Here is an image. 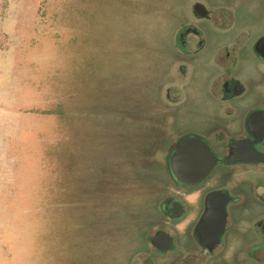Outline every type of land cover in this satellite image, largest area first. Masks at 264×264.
I'll list each match as a JSON object with an SVG mask.
<instances>
[{
    "label": "rangeland",
    "instance_id": "1",
    "mask_svg": "<svg viewBox=\"0 0 264 264\" xmlns=\"http://www.w3.org/2000/svg\"><path fill=\"white\" fill-rule=\"evenodd\" d=\"M37 1L0 16V264H128L174 191L147 152L208 117L173 70L187 2Z\"/></svg>",
    "mask_w": 264,
    "mask_h": 264
},
{
    "label": "flooded vegetation",
    "instance_id": "2",
    "mask_svg": "<svg viewBox=\"0 0 264 264\" xmlns=\"http://www.w3.org/2000/svg\"><path fill=\"white\" fill-rule=\"evenodd\" d=\"M186 2L173 21V70L183 84L199 69L208 117L147 152L174 191L128 264H264V0ZM175 84L161 88L169 107L180 103Z\"/></svg>",
    "mask_w": 264,
    "mask_h": 264
},
{
    "label": "trees",
    "instance_id": "3",
    "mask_svg": "<svg viewBox=\"0 0 264 264\" xmlns=\"http://www.w3.org/2000/svg\"><path fill=\"white\" fill-rule=\"evenodd\" d=\"M12 2H16V1H20V2H25L26 5H29V0H0V16H8L10 15L9 12V4ZM38 4L36 5V7H38L37 14L43 15L44 14V6L46 5V0H38L37 1ZM31 4V3H30ZM39 10V11H38ZM1 35L2 32H0Z\"/></svg>",
    "mask_w": 264,
    "mask_h": 264
}]
</instances>
